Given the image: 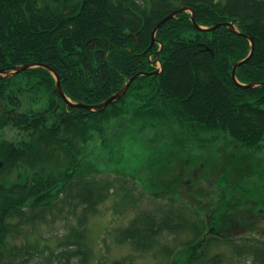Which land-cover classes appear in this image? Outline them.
Returning <instances> with one entry per match:
<instances>
[{
	"label": "trees",
	"instance_id": "16d2710c",
	"mask_svg": "<svg viewBox=\"0 0 264 264\" xmlns=\"http://www.w3.org/2000/svg\"><path fill=\"white\" fill-rule=\"evenodd\" d=\"M183 7L193 10L202 27L232 22L238 32L197 31L191 13H184L158 31L156 39L163 49L158 43L152 47L157 24ZM246 36L254 39L255 49L238 69L237 80L242 85L264 83V0H0V71L12 72L27 64L49 66L58 73L65 95L76 103L99 105L133 76L153 73L159 63L162 67L159 75L139 77L120 101L96 112L69 107L55 92L54 77L43 68L11 78L0 75V133L6 128L18 131L17 139L0 140V254L5 253L0 264H28L44 255L29 240L15 249L7 247L8 233L59 221L70 228L49 255L64 258V264H89L88 215L110 195L114 180L100 175L101 163L84 161L79 142L87 139L90 128L101 133L102 123L121 119H126L123 138L141 126L165 123L194 137L227 138L244 154L229 152L227 144L220 149L219 157L224 152L228 157H221L227 161L220 175L239 176L228 188L230 194L224 189L222 203L209 220L201 211L187 204L177 207L170 200L166 209L133 222L122 235L147 249L165 232L188 231L192 238L175 253L174 264L177 255L186 264L216 263L219 256H207L212 241L234 244L225 234L230 228L228 216L235 224L246 225L248 220L239 213L249 202L254 205L248 210L264 214L260 208L264 195L253 192L264 186L242 182L243 176L258 174L246 169L249 153L264 147V86L240 88L232 79L234 65L251 50ZM185 155L182 149L179 155L173 153L166 170L162 166L167 161H159L163 164L151 173L156 184L148 188L179 199L180 187L186 192L200 175L205 178L203 169L193 170L196 161L191 155L183 163ZM236 155L239 172L227 166ZM258 179L264 182V171ZM255 246V251L264 253V242Z\"/></svg>",
	"mask_w": 264,
	"mask_h": 264
},
{
	"label": "rangeland",
	"instance_id": "374dc122",
	"mask_svg": "<svg viewBox=\"0 0 264 264\" xmlns=\"http://www.w3.org/2000/svg\"><path fill=\"white\" fill-rule=\"evenodd\" d=\"M161 68L159 63V71ZM125 124L126 119L102 123L100 126L104 131L99 133L90 128L87 139L79 142L84 161L93 164L101 163L104 168H101L102 173L100 175L104 176L103 178L114 180L110 195L103 200L96 212L88 215L86 242L91 252L89 264H113L122 260H127L130 264H174L173 257L175 253L182 250V244L192 238L191 232L181 229L174 233L165 232L158 236L151 248L147 249H142L140 246L124 239L123 232L133 222L144 221V218L158 213L161 207L166 209L170 200H175L178 203L177 207L183 206L182 204L186 206L187 204V206L201 211L209 220L213 212L222 203L224 189L227 190L226 194H230L232 181H234V184L237 183L236 176H239L236 174L233 178L230 176L227 178L220 175L226 167L223 162L228 160L225 152L221 157H225L227 160H222L219 157L222 151L220 149L224 144H227L230 149L229 152H236L239 154L238 156H244V154L238 152L235 147L232 148L230 140L227 138L214 140L215 138L211 136L194 137L180 130L177 126L170 124L164 126L165 123L156 126V128L150 126L142 128L141 126L137 132L131 131L130 134L128 133L131 135L130 139L128 138L129 135L123 138L120 136L121 132H124ZM17 134L16 129L6 128L0 133V140L17 139ZM105 140L112 143L109 148L105 144ZM114 146H116L115 150H113ZM181 149L182 153L185 152L187 155L183 157V163L187 161L188 155H191L196 161L193 170L201 171L203 169L207 174H204L205 178L200 175L199 181L195 182L190 189L187 186L186 192L184 186L183 188L180 187L182 191L180 193L181 198L168 197V199L164 196L163 190L151 188L154 186L148 188L149 185L156 184L155 179L151 177V173L156 170L157 167L155 166L163 164L159 161H167L162 169L170 167L169 157L173 153L179 155ZM113 153L115 154V160L113 159ZM249 154L251 156L246 158V169L250 171L249 173L255 170L258 174L256 176L251 174V177H247V179L244 178L246 176H243L242 182H250V186L263 187V180L261 181L258 178L261 172L264 171V147L257 154ZM236 158L237 155L233 158L234 160L228 161L227 166L239 172ZM254 159L257 161H254ZM114 164L118 165L113 166ZM181 164L177 167L179 172H181ZM120 173L123 175L122 178L126 179L125 182L122 178H118ZM189 176L194 177L193 174ZM215 188L218 189L215 190ZM253 192L264 195V188H258ZM253 205L254 203L249 202L245 206L252 207ZM260 206V208H264V204H260ZM248 207H246V210L244 207L239 213V217L248 220L245 223L246 225L238 222L235 224V220L227 215L230 228L225 231V234L231 237L233 245L225 240L212 241L213 243L209 245L207 256L209 258L219 256L218 261L214 264H264V253L254 250L257 242H264V214L253 213L248 210ZM234 216L235 214L231 215V217ZM68 228H70V224L59 221L56 224H43L36 228H27L23 232L12 231L8 233L5 243L7 247H13V249L25 243L26 240L38 244L44 255L40 254L28 264H64V258L59 260L55 256H50L49 252L56 248L59 236L63 235ZM209 235H211L210 231L207 236ZM247 238L248 240H246ZM169 249L173 251L172 254L168 253ZM4 255L5 253L0 254V258L4 259ZM176 258H178L177 264H186L184 257L177 255Z\"/></svg>",
	"mask_w": 264,
	"mask_h": 264
},
{
	"label": "water",
	"instance_id": "95a60500",
	"mask_svg": "<svg viewBox=\"0 0 264 264\" xmlns=\"http://www.w3.org/2000/svg\"><path fill=\"white\" fill-rule=\"evenodd\" d=\"M184 13H191V21L195 27V29H197V31H200V32H211L213 30H216V29H221V28H228L231 32H235L237 33V29L234 25V23L230 22V23H219V24H216L210 28H205V27H202L200 26L196 20H195V17H194V14H193V10L191 8H188V7H183L181 9H178V10H175L173 13L169 14L168 16H166L165 18H163L158 24L157 26L155 27V29L153 30V33H152V41H151V46L153 47L154 45H156L157 43L160 45V50L163 49V45L161 43H159L156 39V35L158 33V31L168 22V21H171L175 18H177L179 15L181 14H184ZM248 39H249V42H250V45H251V50H250V53L248 55V57L246 59H244L243 61H240L238 63H236L233 67V70H232V79L234 81V83L240 87V88H246V89H250V88H255L257 86H264V83H261V84H249V85H242L238 82L237 80V71L238 69L247 64L248 61L251 59L253 53H254V49H255V42H254V39L252 37H249V36H246ZM35 67H39V68H43L47 71H49L55 81H56V89H55V92L58 93L60 95V97L64 100V102L69 106V107H72V108H80V109H84V110H87V111H90V112H96V111H104L106 110L111 104H114L118 101H120L127 93V91L129 90V88L131 87V85L133 84V82L135 80H137L139 77H142V76H150V75H159L161 72H162V68L160 69H157L155 72L153 73H138L137 75L133 76L127 83L126 85L116 94H114L112 97H110L109 99H107L106 101H104L103 103L99 104V105H85V104H82V103H76V102H73L71 101L64 93L63 89H62V85H61V80H60V77L58 75V73L50 68L49 66H46V65H43V64H27V65H23V66H16L14 67L13 71L12 72H7L6 70H2L0 71V75L3 76V77H7V78H11V77H14L18 74H20L21 72L23 71H27V70H30L32 68H35Z\"/></svg>",
	"mask_w": 264,
	"mask_h": 264
}]
</instances>
